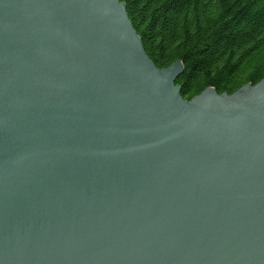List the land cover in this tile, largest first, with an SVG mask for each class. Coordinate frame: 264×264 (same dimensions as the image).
<instances>
[{
  "label": "water",
  "instance_id": "1",
  "mask_svg": "<svg viewBox=\"0 0 264 264\" xmlns=\"http://www.w3.org/2000/svg\"><path fill=\"white\" fill-rule=\"evenodd\" d=\"M182 71L121 0H0V264H264V78Z\"/></svg>",
  "mask_w": 264,
  "mask_h": 264
},
{
  "label": "trees",
  "instance_id": "2",
  "mask_svg": "<svg viewBox=\"0 0 264 264\" xmlns=\"http://www.w3.org/2000/svg\"><path fill=\"white\" fill-rule=\"evenodd\" d=\"M159 68L181 61L186 100L264 78V0H121Z\"/></svg>",
  "mask_w": 264,
  "mask_h": 264
}]
</instances>
